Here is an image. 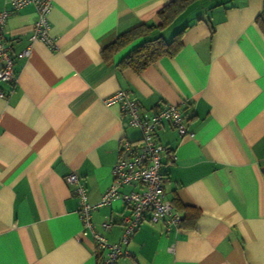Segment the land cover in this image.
I'll return each instance as SVG.
<instances>
[{
    "label": "crops",
    "instance_id": "obj_1",
    "mask_svg": "<svg viewBox=\"0 0 264 264\" xmlns=\"http://www.w3.org/2000/svg\"><path fill=\"white\" fill-rule=\"evenodd\" d=\"M169 1L53 0L55 46L34 39L27 57H14L17 82L0 98V264H101L65 176L79 174L90 203L110 185L120 138L138 135L103 101L119 88L145 110L180 107L192 135L167 122L158 130L176 155L161 168L163 191L198 215L169 230L142 221L115 264H264V0H195L170 24L186 26L180 51L141 73L117 66L123 52L101 56L121 32L159 22ZM35 18L30 3L9 15L3 38L12 53L30 42ZM128 212L115 198L91 220L118 242Z\"/></svg>",
    "mask_w": 264,
    "mask_h": 264
},
{
    "label": "built area",
    "instance_id": "obj_2",
    "mask_svg": "<svg viewBox=\"0 0 264 264\" xmlns=\"http://www.w3.org/2000/svg\"><path fill=\"white\" fill-rule=\"evenodd\" d=\"M4 3L0 9V98H7L17 82V72L13 67L15 56L27 57L34 39L43 41L50 48L55 46L49 31V12L53 0H4ZM29 3L34 6L36 13L30 42L20 51L12 53L10 44L3 38L7 19L13 11ZM1 84H7L8 88L4 89ZM103 101L106 105H118L124 124L137 130V138H120L117 159L110 168L111 183L103 190L97 202H88L86 186L76 171H69L65 181L73 186L72 192L78 198L77 212L82 227L90 230L94 242L101 250V264H115L116 258L127 252L121 245L128 243L130 235L142 221L161 220L165 230L179 228L181 212L164 194L161 170L162 166L171 165L176 155L174 147L160 141L158 130L167 122L179 136L192 135V131L188 129L180 107L172 102H164L161 106L145 110L140 101L125 88L113 91ZM123 185H131L133 189L120 192L118 188ZM115 198H120L129 212L122 218L119 241L108 242L94 227L91 213L93 209ZM100 225L108 228L111 223L104 220Z\"/></svg>",
    "mask_w": 264,
    "mask_h": 264
},
{
    "label": "trees",
    "instance_id": "obj_3",
    "mask_svg": "<svg viewBox=\"0 0 264 264\" xmlns=\"http://www.w3.org/2000/svg\"><path fill=\"white\" fill-rule=\"evenodd\" d=\"M195 0H170L157 11L159 22H142L118 34L112 41L101 48V56L110 60L113 55L123 52L117 61L119 68H130L135 73H141L147 66L163 56H173L183 45L182 36L186 26L173 32L166 40L162 30L168 27ZM214 4L223 3L219 0ZM257 20L261 24V15ZM158 30L157 32H154ZM179 210L183 209L179 227L190 226L198 215V210L191 206L182 205L177 200H170Z\"/></svg>",
    "mask_w": 264,
    "mask_h": 264
},
{
    "label": "rangeland",
    "instance_id": "obj_4",
    "mask_svg": "<svg viewBox=\"0 0 264 264\" xmlns=\"http://www.w3.org/2000/svg\"><path fill=\"white\" fill-rule=\"evenodd\" d=\"M222 2H227L229 0H221ZM190 10V9H189ZM176 25L172 24L169 27L162 30V35L166 40H169L173 34L178 28H175ZM176 29V30H175Z\"/></svg>",
    "mask_w": 264,
    "mask_h": 264
}]
</instances>
